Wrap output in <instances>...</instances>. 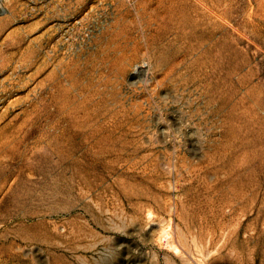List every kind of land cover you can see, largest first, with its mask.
I'll use <instances>...</instances> for the list:
<instances>
[{
    "label": "rangeland",
    "instance_id": "obj_1",
    "mask_svg": "<svg viewBox=\"0 0 264 264\" xmlns=\"http://www.w3.org/2000/svg\"><path fill=\"white\" fill-rule=\"evenodd\" d=\"M0 264H264V0H0Z\"/></svg>",
    "mask_w": 264,
    "mask_h": 264
},
{
    "label": "bare ground",
    "instance_id": "obj_2",
    "mask_svg": "<svg viewBox=\"0 0 264 264\" xmlns=\"http://www.w3.org/2000/svg\"><path fill=\"white\" fill-rule=\"evenodd\" d=\"M3 1V0H2ZM3 11V10H2ZM251 11V10H250ZM145 65V64H144ZM96 69H97V67H96ZM143 69V68H142ZM51 70V69H50ZM148 71V70H147ZM50 72V71H49ZM138 72V71H137ZM146 74V73H145ZM185 82V81H184ZM146 83H147V81H146ZM64 115V114H63ZM189 117V116H188ZM201 169V168H200ZM205 182V181H204ZM204 184V183H203ZM174 207V206H173ZM184 208V207H183Z\"/></svg>",
    "mask_w": 264,
    "mask_h": 264
}]
</instances>
